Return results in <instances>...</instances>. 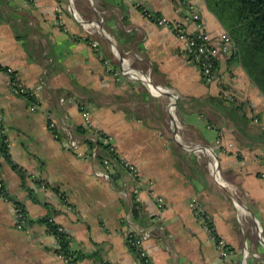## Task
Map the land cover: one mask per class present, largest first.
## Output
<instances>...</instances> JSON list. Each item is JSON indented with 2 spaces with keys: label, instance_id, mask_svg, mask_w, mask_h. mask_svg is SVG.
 Instances as JSON below:
<instances>
[{
  "label": "crops",
  "instance_id": "1",
  "mask_svg": "<svg viewBox=\"0 0 264 264\" xmlns=\"http://www.w3.org/2000/svg\"><path fill=\"white\" fill-rule=\"evenodd\" d=\"M185 3L198 9L218 44L225 30L203 0H0V66L16 70L35 95L33 100L14 95L9 75L0 70V126L10 141V159L25 173L22 183L0 157V179L28 219L50 216L69 233L73 250L90 255L77 264H142L125 237L137 227L152 231L144 245L153 264H221L212 239L190 211L193 200L232 251L231 264H264V247L253 224L258 222L264 237V95L241 65L224 55L216 60L215 81H204L172 31L139 9L142 5L175 19ZM101 26L120 54L129 53L131 64L142 71L153 69L156 86L178 97L177 137L203 146L216 137L232 143L219 156L217 182L208 155L176 143L175 130L169 134L168 121L159 112L164 106L152 105L158 101L149 99L139 83L108 71L104 61L116 65L119 59L100 40ZM224 90L239 104L224 99ZM61 97L71 102L61 106ZM80 105L116 153L153 181L165 205L161 218L145 190L139 193L134 218L135 182L120 165L111 182L99 179L91 163L52 136L47 117L58 121L67 115L75 130L81 125ZM14 220L13 202L0 195V264H68L53 252L54 237L45 226L18 229ZM160 226L165 227L163 237L156 234Z\"/></svg>",
  "mask_w": 264,
  "mask_h": 264
},
{
  "label": "built area",
  "instance_id": "2",
  "mask_svg": "<svg viewBox=\"0 0 264 264\" xmlns=\"http://www.w3.org/2000/svg\"><path fill=\"white\" fill-rule=\"evenodd\" d=\"M139 9L145 18L159 27H166L170 29V31H172L174 36L181 43L184 55L189 61L193 62L198 67L203 80L206 82H212L216 79L217 58L220 55L231 57L235 53L236 44L226 31H223L220 34L218 44L212 41L198 9L190 3L184 4L181 15L175 19L158 15L142 5L139 6ZM99 22H102V20H100ZM102 29L103 27L101 26V33ZM92 47L98 50L96 44H93ZM113 49L115 50L114 52L117 53V55H115L119 59V62L118 64L114 65L111 64L108 60H105L104 64L106 65L108 71L119 80H139L149 86L151 83L149 72H145L140 68L133 67L131 65L129 53L126 52L120 55V53L118 52L119 50H116L115 48ZM133 58L137 59V57L135 56ZM0 70H3L9 75V87L14 95H22L27 98H34V92L27 89L20 82L19 73L16 70L11 67L3 68L1 66ZM156 87L158 88V86ZM162 90H166L168 92V96H170L171 98V101H169L170 109L174 110L178 97L170 89L161 88L160 93H162ZM223 98L228 101H234L236 103L238 102V100L230 90H224ZM70 102L71 100L67 99L66 97H61L59 99V104L61 106H65ZM33 109L34 105L31 107V110ZM79 112L81 115V125L92 134L83 135L76 133V131L73 130V128L70 126L68 116L63 115L58 121L50 116L47 117L48 127L52 132V136L56 140H58V137L61 136L60 141L63 142V146L66 149L73 152L76 156L84 158L89 163H91L93 166V175L99 179H104L111 182L116 173V166L120 165V167L123 168L128 173L130 178L135 182L134 188L131 193L132 203L138 204V202L140 201L139 193L140 191L145 190L149 198H151L155 203L157 217L161 218V213L164 211L165 205L162 197L156 193L153 181L144 179L141 176L138 168L131 161L125 159L122 156H119L118 154L117 163H111V160L108 157H103L101 160H99V147L97 146V144H95L96 135H104V132L95 128L89 111L84 105L79 106ZM171 120L176 119L171 115ZM257 121L258 118L254 117V122ZM54 130H56V133L53 132ZM104 136L105 139H107L108 143L111 144L110 150L116 153L115 148L110 142L108 135ZM87 140L93 142V146L89 147L86 142ZM6 141L8 146H10V141ZM231 147L232 143H224V141L220 137H216L212 145L203 146V151L209 156L212 175L216 182L219 180L220 175L219 156L221 154V151L224 148L230 149ZM2 186L3 182L0 179V189L2 188ZM189 208L194 218H196L200 222L206 233L212 239L221 264H231L230 258L232 256V251L227 247L223 239L217 237L212 226L211 219L205 212L204 208L195 200L189 203ZM14 211V224L18 229H21L23 228L22 215L19 209H17L15 206ZM253 224L256 230L257 239L264 247V237L260 225L255 220ZM164 230L165 227L160 226L156 229V234L159 237H163ZM151 235L152 231L139 227L126 232V243L127 245L136 248L138 253L137 255L142 264H153L150 255L144 245V242L149 239ZM54 245L56 244L54 243Z\"/></svg>",
  "mask_w": 264,
  "mask_h": 264
},
{
  "label": "trees",
  "instance_id": "3",
  "mask_svg": "<svg viewBox=\"0 0 264 264\" xmlns=\"http://www.w3.org/2000/svg\"><path fill=\"white\" fill-rule=\"evenodd\" d=\"M203 2L236 44V50L231 56V60L241 65L252 84L264 95V0H203ZM28 99L33 100L34 98L29 97ZM75 131L83 135L92 134L82 125H77ZM53 132L56 133V130ZM104 135L106 134L104 133ZM104 135H96L95 144L99 147L98 158L101 160L103 157H108L111 163H117V153L110 150L111 144L108 143ZM60 139L61 136L58 137V140ZM6 140L9 139L5 128L0 126V157L11 164L23 183L25 173L19 165L10 159ZM86 142L89 147L93 146V142L88 140ZM0 195L11 200L14 206L19 209L23 228L33 223L45 226L46 232L54 237L56 245L53 247V252L60 255L68 264H77L78 261L90 257L89 254L72 249V239L69 233L54 223L50 216L32 221L28 219L23 205L13 198H9L4 185L0 189ZM138 214L137 204L132 203V215L137 218ZM128 247L138 254L136 248L130 245Z\"/></svg>",
  "mask_w": 264,
  "mask_h": 264
},
{
  "label": "rangeland",
  "instance_id": "4",
  "mask_svg": "<svg viewBox=\"0 0 264 264\" xmlns=\"http://www.w3.org/2000/svg\"><path fill=\"white\" fill-rule=\"evenodd\" d=\"M99 38H100V40H102L104 43H105V39L102 37V34H101V31H100V34H99ZM109 41H111V42H113L111 39H108ZM114 43V42H113ZM110 45V44H109ZM108 48H109V51L110 52H114L115 50L113 49V47L110 45V46H108ZM114 54H116L117 55V53L116 52H114ZM122 54V53H121ZM124 54V53H123ZM117 57V56H116ZM133 67H136V68H139V67H137V65H136V63H132L131 64ZM139 65V64H138ZM146 72V71H145ZM135 82H137V83H139L140 85H141V87L146 91V93H148L150 96H148L149 97V99L151 98L152 100H155V101H158L157 102V105L156 104H154V103H151L152 105H154V106H156V107H163L164 106V110L161 108L160 109V113H161V115H160V117L163 119H167V121H168V124H167V126H168V132H169V134H172L171 132H172V129H173V131L175 130V132H176V136H174V133H173V137H174V139L176 140L175 142L176 143H178V144H181V145H189L190 147L189 148H191L192 150H195V151H203V145L200 143V144H197V143H193L192 144V142H191V144L190 143H187L188 142V139L185 137V138H181V137H177V130H179V127L181 126V124H180V119H179V116H178V109H177V106L179 105L178 103H176V107H175V109L174 110H171L170 109V105H169V102H168V94H164V93H160L161 92V88L160 87H155L156 86V84H155V82L153 81V83H154V85L155 86H152V85H149V86H147V84H145L144 82L142 83L141 81H139V80H135ZM160 93V94H159ZM171 115L176 119V120H171ZM159 117V118H160ZM172 121H173V123H172ZM187 141V142H186ZM190 141V140H189ZM198 152V153H199ZM207 155V154H206ZM209 157V156H208ZM235 201V200H234ZM237 201L239 202V200L237 199ZM240 204H241V202H239ZM235 204H236V202H235ZM241 205H243V204H241ZM239 206V205H238ZM244 206V205H243ZM245 207V206H244ZM246 208V207H245ZM244 209V208H243ZM242 209V211H244Z\"/></svg>",
  "mask_w": 264,
  "mask_h": 264
},
{
  "label": "water",
  "instance_id": "5",
  "mask_svg": "<svg viewBox=\"0 0 264 264\" xmlns=\"http://www.w3.org/2000/svg\"><path fill=\"white\" fill-rule=\"evenodd\" d=\"M97 22V21H96ZM94 23V22H93ZM102 37L113 47V48H115L116 50H118V46L115 44V43H113V42H111V41H109L108 39L109 38H107V36H106V31H105V29L103 28L102 29ZM152 70L153 69H151L150 70V80H151V83H150V85H152V86H155L154 85V83H153V72H152ZM156 87V86H155ZM162 93H164V94H168V92L166 91V90H162ZM228 193L233 197V199L235 200V202H236V204L237 205H239V207L241 208V209H243L246 213H248L249 214V211L243 206V205H241L238 201H237V198H236V195L234 194V193H232V191H230V190H228ZM261 228V227H260ZM262 230V229H261Z\"/></svg>",
  "mask_w": 264,
  "mask_h": 264
},
{
  "label": "bare ground",
  "instance_id": "6",
  "mask_svg": "<svg viewBox=\"0 0 264 264\" xmlns=\"http://www.w3.org/2000/svg\"><path fill=\"white\" fill-rule=\"evenodd\" d=\"M121 55V54H120ZM146 84V83H145Z\"/></svg>",
  "mask_w": 264,
  "mask_h": 264
}]
</instances>
